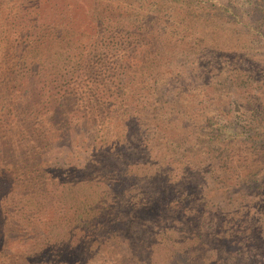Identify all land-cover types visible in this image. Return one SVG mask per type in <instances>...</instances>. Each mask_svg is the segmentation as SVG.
I'll return each instance as SVG.
<instances>
[{"label": "trees", "instance_id": "obj_1", "mask_svg": "<svg viewBox=\"0 0 264 264\" xmlns=\"http://www.w3.org/2000/svg\"><path fill=\"white\" fill-rule=\"evenodd\" d=\"M237 2L244 20L264 15V0H157L177 18H168L169 35L156 20V44L141 37L149 26L137 23L145 16L140 4L127 7L121 0H94L89 42L68 37L64 46L63 40L54 45L57 35L41 30L29 49L28 58L35 52L29 63L37 64L24 75L25 92L0 98V264L155 263L147 251L140 258L138 246L125 252L115 240L118 227L106 226L128 200L123 194L142 198L135 203L177 206L237 200L248 215L264 218V101L242 94L244 101L210 113L195 103L187 109L183 95L197 90L191 94L200 93L202 103L205 87L214 88L212 74L196 69L192 55L203 59L202 42L212 37L203 26L227 28L239 15ZM121 10L124 18L116 23ZM178 32H186L185 46L173 48ZM116 69L121 76H113ZM194 69L201 78L187 73ZM98 87L106 95H96ZM238 106L246 110L236 117ZM111 205L114 217H108ZM78 208L90 210L69 221Z\"/></svg>", "mask_w": 264, "mask_h": 264}, {"label": "rangeland", "instance_id": "obj_2", "mask_svg": "<svg viewBox=\"0 0 264 264\" xmlns=\"http://www.w3.org/2000/svg\"><path fill=\"white\" fill-rule=\"evenodd\" d=\"M104 1L108 2V0ZM156 1L121 0L122 5L127 7L134 3L140 4L145 16L138 19L137 23L140 27L149 26L141 37L152 39L154 42L157 33L156 20L160 19L165 24L166 33L169 35L171 33L168 18H177L170 16L173 14L170 9L167 8L166 12L157 7ZM93 3L94 0H0V98L5 93H7L6 98L9 99L15 93L25 92L24 75H27L29 69L37 64V62L29 63L35 57L34 52L28 58L31 53L29 49L38 42L37 38L44 27L54 33L55 37L57 35L54 45L68 37H72L77 44L89 42V38L93 39L89 36L96 30ZM236 10L239 11V15H233L234 18H231L233 21H228L229 25L224 30L212 28L214 30L212 31L203 26L204 34L212 37L205 40V43L202 42L203 45L205 44L201 55L203 59L198 60L196 55L192 57L199 63L195 64L196 69H203L212 74L209 82L214 88L211 89L208 85L207 88L205 87L206 94H209L202 103L198 100L200 93L191 94L197 90L184 93L187 109H193L197 104L203 110L208 109L210 113L217 112L231 107L235 99L244 101L242 94L258 96L260 101H264V15L260 17L250 15L252 18H247V21L244 20L243 15H240L242 12L240 2H237ZM124 11H117L116 23L124 18L122 14ZM259 11L264 12L262 9ZM230 27L232 28L229 30ZM181 35L183 41L176 40V37ZM184 40H186V32L175 33L172 38L173 48L184 47L185 45L182 44ZM65 44L66 41L63 40L59 45ZM114 57L115 54L112 58ZM16 68L17 74L12 70ZM196 69L193 73L190 71L187 73L201 78L203 72H197ZM114 73V77L121 76L120 69H116ZM248 74L255 77L253 79L245 77ZM242 77L244 84L240 82ZM135 84L140 85L137 82ZM95 91L96 95L98 93L106 95V90L99 87ZM141 91L142 89L138 92ZM125 96L127 97L126 93ZM150 107L155 105L151 104ZM181 109L186 111L182 107ZM245 110L246 107L238 106L234 109V115ZM196 114L201 112L196 110ZM3 116L4 114L0 115V123ZM99 186L102 187L101 192L106 190L103 189L107 186L106 183L102 182ZM109 187L107 189L111 190ZM184 189L185 186L181 184L179 192L181 197L187 194ZM74 190L79 199L80 186L75 187ZM1 195L2 192L0 197ZM123 195L128 200L115 207L118 216L114 218L115 222L107 221L106 226L118 227L115 240L122 243L127 253H132L133 247L138 246L140 249L135 248V251L139 252V257L142 251H147L153 257L155 262L153 264H264V218L258 219V215H248L247 208L240 201L231 200L232 203L221 204L217 198H211L207 203L192 200L182 204L179 202L181 207L189 206L181 208L171 202L163 201L158 204L155 200L145 204L135 203L142 198ZM168 195L172 198L171 193ZM112 197L113 194L107 198V202ZM113 206L109 207L108 217H114L111 214ZM163 209L165 211H162ZM89 210L82 212L78 208L75 215L68 217L69 221L82 220L80 213L81 216H86ZM178 211L180 213L176 215ZM56 229L61 231L59 228ZM145 241H153V245H149L147 249L143 245ZM144 262L152 264L150 261Z\"/></svg>", "mask_w": 264, "mask_h": 264}]
</instances>
